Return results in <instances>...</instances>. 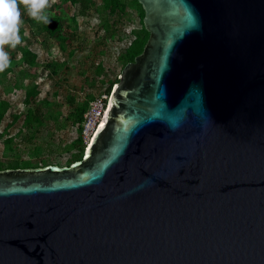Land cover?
I'll list each match as a JSON object with an SVG mask.
<instances>
[{
  "label": "water",
  "instance_id": "water-1",
  "mask_svg": "<svg viewBox=\"0 0 264 264\" xmlns=\"http://www.w3.org/2000/svg\"><path fill=\"white\" fill-rule=\"evenodd\" d=\"M138 2L83 156L0 169V264H264V0Z\"/></svg>",
  "mask_w": 264,
  "mask_h": 264
},
{
  "label": "rangeland",
  "instance_id": "rangeland-1",
  "mask_svg": "<svg viewBox=\"0 0 264 264\" xmlns=\"http://www.w3.org/2000/svg\"><path fill=\"white\" fill-rule=\"evenodd\" d=\"M19 10L21 42L4 46L9 66L0 72V169L69 165L87 146L78 127L88 103L111 95L129 62L126 48L145 28L143 7L90 0L84 10L48 0L42 14L50 23Z\"/></svg>",
  "mask_w": 264,
  "mask_h": 264
},
{
  "label": "clouds",
  "instance_id": "clouds-1",
  "mask_svg": "<svg viewBox=\"0 0 264 264\" xmlns=\"http://www.w3.org/2000/svg\"><path fill=\"white\" fill-rule=\"evenodd\" d=\"M27 7L29 15L38 20L50 23L47 15L42 11L48 5V0H0V72L9 66L5 45L15 47L21 42L19 36L20 10L19 5Z\"/></svg>",
  "mask_w": 264,
  "mask_h": 264
},
{
  "label": "built area",
  "instance_id": "built-area-1",
  "mask_svg": "<svg viewBox=\"0 0 264 264\" xmlns=\"http://www.w3.org/2000/svg\"><path fill=\"white\" fill-rule=\"evenodd\" d=\"M109 95L104 94L89 102V105L84 113V119L81 123L82 126V140L88 144L97 128L99 127L102 119L104 118Z\"/></svg>",
  "mask_w": 264,
  "mask_h": 264
},
{
  "label": "trees",
  "instance_id": "trees-1",
  "mask_svg": "<svg viewBox=\"0 0 264 264\" xmlns=\"http://www.w3.org/2000/svg\"><path fill=\"white\" fill-rule=\"evenodd\" d=\"M70 1L73 4H78V5L82 6L84 10H88V8L90 7V0H70ZM105 1L107 2V5L111 4L112 8L114 9L119 0H105ZM136 1H138V0H136ZM143 14H144V12H143ZM51 33H55V30H52ZM148 37H149V32L145 28H143L141 30V32L138 35L134 36V38L130 41V44L126 48V56H127L129 61H132L136 55H138L139 53L142 52ZM30 59H32V58H30ZM111 90H112V87H111ZM111 90L109 89L108 92L110 93ZM88 105H89V103H88ZM87 107H86V109H87ZM86 109H85V111H86ZM85 111H84V113H85ZM84 113L80 119L79 127H78V129H79V136L78 137L80 138L81 143H83V144H85V143L83 142L82 136H81V132H82L81 123L84 119ZM83 154H84V151L81 153V157L83 156Z\"/></svg>",
  "mask_w": 264,
  "mask_h": 264
}]
</instances>
